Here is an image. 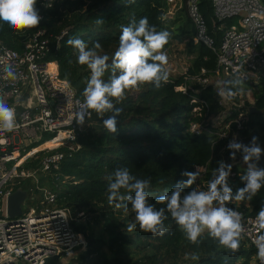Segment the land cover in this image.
<instances>
[{
  "label": "trees",
  "instance_id": "obj_1",
  "mask_svg": "<svg viewBox=\"0 0 264 264\" xmlns=\"http://www.w3.org/2000/svg\"><path fill=\"white\" fill-rule=\"evenodd\" d=\"M199 1L208 35L217 48L222 38V31L218 29L221 23L214 21L211 0ZM35 7L42 17L37 28L17 34L0 23V41L8 48L21 51L24 42L36 32H43L49 40L48 60L56 63L59 77L74 87L79 96L90 78V70L77 63V53L67 44L68 39H83L89 48L97 41L101 43V48L95 51L98 55L109 56V67L102 77L106 83L112 74L111 57L118 48L121 27L134 20L138 23L143 17H147L149 24L155 26L157 31L170 33L163 51L175 42H185L183 54L190 57L186 71L169 76L160 88L143 85L138 91H128L122 102L113 100V110L103 116L92 112L84 132L77 140L79 149L64 157L57 174L47 173L50 183L53 181L48 189L56 194V206L67 210L72 229L83 235L87 243L86 249L79 250L67 264H250L255 258V250L244 241L241 240L240 249L234 255L206 232L198 243L193 244L167 210L165 216L168 219L164 222L167 230L163 235L153 236L140 230L139 226L128 232L127 226L134 221L131 206L127 210L118 209L115 207L117 202H108L107 186L116 168L128 167L138 179H150V187L146 189L150 194L148 203L159 209L166 208V205L157 203V197L170 195L177 183L187 179L184 172L206 167L204 179L208 180L215 176V169L222 159L223 144L216 142L214 136L194 135L189 131V125L199 120L193 115V109L199 105L198 100L206 102L209 115H216L221 108L213 85L201 86L192 81L201 69L206 71L207 76H212L216 69V55L202 43L193 42L195 30L185 7L169 18L166 17V0H37ZM97 18H102L105 23L97 26ZM232 23L233 20H227L222 24L229 27ZM59 36L61 38L57 40ZM234 82L227 78L224 91L229 88L235 91ZM182 85L193 91L188 89L187 95L175 91L176 87ZM239 87L234 100L238 101L241 91L249 88L253 100L252 105L246 101L243 108L247 122L239 142L245 144L249 137L264 134V81L255 86L242 83ZM189 94L197 102L192 103ZM252 106L260 114H250L248 108ZM116 108L122 111L117 117V132L111 134L104 128L103 120L114 115ZM211 129L216 130V127ZM45 140L30 145L29 149L36 148ZM230 151L227 150L224 156L230 158ZM53 152H37L25 161L23 168H38L41 158ZM237 153L242 156V153ZM256 166L264 168L262 162H256ZM232 170L236 176L228 182L235 196L237 189L243 187L241 176L246 172V164L241 160L233 165ZM27 187L28 181L21 188L25 190ZM194 189L195 183L184 186L181 198ZM121 194L128 193L122 190ZM122 203L126 204L127 201ZM226 206L257 216L264 206V187L251 201L233 199L226 202ZM80 213L95 221L102 219L103 229L97 233L85 224H77L75 220L81 218L78 217ZM192 256L197 259H192ZM59 260L60 256L51 257L45 264H58Z\"/></svg>",
  "mask_w": 264,
  "mask_h": 264
},
{
  "label": "built area",
  "instance_id": "obj_2",
  "mask_svg": "<svg viewBox=\"0 0 264 264\" xmlns=\"http://www.w3.org/2000/svg\"><path fill=\"white\" fill-rule=\"evenodd\" d=\"M199 2L166 0L168 8L185 7L195 30L193 42L202 43L215 52L216 69L212 76H207L201 69L192 81L201 86L213 85L221 110L216 115H209L206 102L198 100L199 105L193 109V115L199 120L189 125V131L194 135L214 136L216 142L223 144V157L229 150V141H240L247 122L243 103L224 96L226 79L235 81L240 78L243 84L251 86L264 81V0H211L214 21L221 23L218 29L222 31V38L217 48L208 35ZM166 15L173 16V13L167 10ZM227 20H233V23L224 27L222 23ZM48 53L49 40L41 31L24 42L21 51L8 48L0 41V98L14 108L18 124L14 131L0 133V264H45L51 257L84 251L87 246L84 236L72 229L67 210L56 206V194L37 185L38 173L57 174L64 157L79 149L77 140L89 118L86 116L83 124L77 123L75 113L84 97L59 77L56 63L48 60ZM7 64L12 65L17 80L5 76ZM188 89L193 91L186 85L176 87L175 91L187 95ZM189 97L192 103L197 102L191 94ZM252 103L253 100L250 105ZM43 139L42 144L29 149L30 145L39 144ZM46 144L51 146L40 150ZM42 150L54 152L44 155L38 168L24 169L25 161ZM196 171L199 175L194 190H207L209 181L215 176L205 180L206 167ZM235 176L232 170L228 181H233ZM28 180L35 185L23 190L21 184ZM17 190L26 192L24 207L20 216L9 218L8 198ZM238 212L245 228L241 240L255 250V262L260 264L254 243L260 234L256 216ZM78 217H83V214H78Z\"/></svg>",
  "mask_w": 264,
  "mask_h": 264
},
{
  "label": "clouds",
  "instance_id": "obj_3",
  "mask_svg": "<svg viewBox=\"0 0 264 264\" xmlns=\"http://www.w3.org/2000/svg\"><path fill=\"white\" fill-rule=\"evenodd\" d=\"M36 3L37 0H0V23L17 34L37 28L42 17L35 7ZM104 23L102 18L96 19L97 26ZM169 37L168 31H157L155 26L150 25L147 17L141 18L138 23L134 20L127 26H122L118 48L111 57L112 74L107 83L102 77L109 67V56L98 55L95 51L101 48V43L97 41L89 48L83 39H68L67 44L77 53V63L90 70V78L82 93V105L75 113L77 123L83 124L85 117L90 116L92 112L103 116L113 110L112 101L122 102L130 90L138 91L143 85L160 88L166 83L169 79L165 68L168 57L163 49L168 44ZM4 74L13 81L18 79L11 64L4 67ZM234 84L236 90L227 89L224 93L226 98L231 99L238 95L242 79L237 78ZM121 111L116 108L114 115L103 120L107 132H117V117ZM17 127L14 108L10 107L4 98H0V133L12 132ZM257 139L253 136L249 144L234 139L227 145L231 150V158H235L236 153L240 152L246 164V172L241 176L243 187L237 189L235 196L228 182L232 165L221 161L215 169V177L208 183L207 190H192L181 198L183 187L195 183L199 175L198 171L184 172L183 175L187 179L177 183L170 195L157 197V203L166 205V208L159 209L148 203L150 194L146 189L150 187V179H138L128 167L116 168L107 186L108 202H117L115 207L118 209L127 210L129 205L131 206L134 221L127 226L128 232L139 226L140 230L153 236L163 235L167 230L164 223L168 219L165 216L167 210L188 241L196 244L206 232L210 238L215 239L220 246L234 255L240 249L245 228L241 213L226 206V202L233 199L251 201L264 187V168H258L254 163L264 154V148L258 145ZM122 190L128 194L122 195ZM124 201L127 203H122ZM255 223L260 230L254 241L256 255L260 264H264V206L257 213ZM192 259L197 257L192 256Z\"/></svg>",
  "mask_w": 264,
  "mask_h": 264
},
{
  "label": "rangeland",
  "instance_id": "obj_4",
  "mask_svg": "<svg viewBox=\"0 0 264 264\" xmlns=\"http://www.w3.org/2000/svg\"><path fill=\"white\" fill-rule=\"evenodd\" d=\"M178 9L177 8L173 9L172 6L169 7V8H168V6L166 7V10L170 11L171 13H173V15L175 13H177V11H179ZM166 17L169 18V17H172V16H167L166 15ZM184 45H185V42H182L180 44L178 42H175L167 50H165V52L167 53V57H168V64L165 65V68L168 71L169 76H173L174 77L177 74H180V73L182 74V73H184V71H186V68L189 66L190 57H187L186 54H183L184 53ZM250 92L251 91H250V88H249V89H246L245 91L242 90L241 93H240L241 96H240L238 101L242 102L244 106H245V102L246 101L249 104L252 102V97H251ZM234 101L237 102L236 100H234ZM251 133H252V131H250V134ZM252 137L253 136L249 137L247 143H245V144H249L251 142V140H252ZM257 138H258L257 139L258 145L261 148H264V134H258ZM42 148L43 147H41L40 150ZM241 157L239 156L238 153H236L235 158H231V157L227 158L226 156H223L221 161H223L225 164L236 165V164H239L240 161L242 160ZM258 162H260V163L262 162L264 164V154L261 155L260 160ZM254 163H256V162L254 161ZM51 184H53V181L50 183L49 178L47 177V174H45V173H38L37 174V185L39 187L48 189ZM24 185H25V182H22L21 187L24 186ZM30 185H33V186L35 185L32 180H28V187ZM237 203H239V202H237ZM75 222L77 224H79V223L85 224L86 226L91 227L92 230H94L97 233H99L104 227V221L102 219H98L97 221H95L91 217L77 218L75 220ZM78 251L79 250H76V251H73L71 253L61 255L58 264H67L70 261V259L75 257V255L77 254ZM250 264H256L254 258H253V260L251 261Z\"/></svg>",
  "mask_w": 264,
  "mask_h": 264
},
{
  "label": "water",
  "instance_id": "obj_5",
  "mask_svg": "<svg viewBox=\"0 0 264 264\" xmlns=\"http://www.w3.org/2000/svg\"><path fill=\"white\" fill-rule=\"evenodd\" d=\"M248 112L260 114L253 106L248 108ZM25 198L26 192L21 190H17L9 196L7 202V216L9 218H15L22 214Z\"/></svg>",
  "mask_w": 264,
  "mask_h": 264
},
{
  "label": "bare ground",
  "instance_id": "obj_6",
  "mask_svg": "<svg viewBox=\"0 0 264 264\" xmlns=\"http://www.w3.org/2000/svg\"><path fill=\"white\" fill-rule=\"evenodd\" d=\"M51 145L50 144H46L45 146H42V147H50Z\"/></svg>",
  "mask_w": 264,
  "mask_h": 264
}]
</instances>
